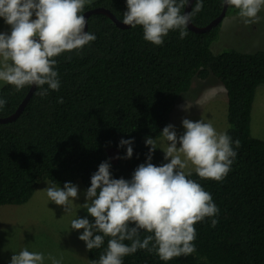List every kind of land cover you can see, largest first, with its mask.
I'll use <instances>...</instances> for the list:
<instances>
[{
  "label": "trees",
  "instance_id": "trees-1",
  "mask_svg": "<svg viewBox=\"0 0 264 264\" xmlns=\"http://www.w3.org/2000/svg\"><path fill=\"white\" fill-rule=\"evenodd\" d=\"M202 2V11L194 12L196 0L189 10L194 12L191 24L198 28L223 8V0ZM96 7L107 9L119 22L127 11L126 0H95L82 14ZM230 12L238 10L227 6L225 15ZM219 25L201 34L187 29L183 39L178 30L170 31L161 46H154L143 39L140 26L120 29L103 14L90 15L86 31L95 41L79 54L56 58L59 91L42 98L35 87L18 117L0 123V207L25 204L45 181L61 188L80 183L87 190L92 174L106 160L112 178L131 180L146 161V138L162 137L178 97L193 78L211 76L226 93L225 132L240 147L233 143L237 155L222 182L201 179L195 172L188 178L211 194L218 214L194 226L195 253L164 262L155 252L137 250L123 264H264V141L250 134L255 92L264 85V51L213 55L210 45ZM29 89L17 92L3 84L0 99L7 103L0 118L13 114ZM60 98L63 103L57 102ZM121 139L134 141L130 159H123L127 146L118 147ZM151 163L164 164L158 149ZM212 219L218 221L215 227ZM147 235L141 230V239ZM107 242L106 237L99 249L87 250L88 264L98 262Z\"/></svg>",
  "mask_w": 264,
  "mask_h": 264
},
{
  "label": "clouds",
  "instance_id": "clouds-1",
  "mask_svg": "<svg viewBox=\"0 0 264 264\" xmlns=\"http://www.w3.org/2000/svg\"><path fill=\"white\" fill-rule=\"evenodd\" d=\"M93 2L0 0V19L10 27V32H0V83L17 92L35 86L42 98L49 91H59L56 58L63 53L79 54L96 39L93 33L85 31L87 20L82 14L85 6ZM223 3L238 10L245 25L258 24L262 19L258 14L264 10V0ZM185 6L186 0H126L123 24L133 29L140 26L146 42L161 46L170 31L178 30L180 38H185L194 12L203 10L202 0H196L194 12H182ZM57 102L63 103L62 98ZM6 103V99H0V109ZM182 127L184 132L179 137L173 125L163 128V148L156 139L146 138V161L135 169L131 180L112 178L111 164L107 160L102 162L91 176L83 205L74 204L79 199V189L70 182L63 188L51 184L44 189L49 200L65 213L80 207L94 219L90 223L87 218H75L70 224L72 230L83 229L79 240L87 250L99 249L108 238L105 252L93 264H123V258L137 250L155 252L164 262L196 252L194 226L215 217L219 210L211 194L189 179L192 172L186 173L185 169L191 166L199 178L222 182L237 155L233 143L239 148L240 141L233 142L226 132H217L212 123L203 120L183 119ZM133 142H119L118 147L127 146L123 159L132 157ZM158 147L168 161L161 166L151 163ZM217 223L216 219L211 220L212 227ZM141 230L149 235L141 239ZM46 259L50 264H62L63 256L45 257L42 252L24 248L11 256L10 264H45Z\"/></svg>",
  "mask_w": 264,
  "mask_h": 264
},
{
  "label": "rangeland",
  "instance_id": "rangeland-1",
  "mask_svg": "<svg viewBox=\"0 0 264 264\" xmlns=\"http://www.w3.org/2000/svg\"><path fill=\"white\" fill-rule=\"evenodd\" d=\"M258 15L262 19L253 25H245L238 13L225 15L220 22L217 39L210 45L212 54L217 55L225 50L241 53L264 51V10ZM0 32H10V27L3 19H0ZM2 85L0 83V87ZM226 115V93L215 78H193L188 91L178 97L170 115V124L174 126L178 137L184 132L183 119L210 122L217 132H225L228 128ZM250 134L264 141V85H260L255 92ZM156 141L160 148L166 146L163 137ZM159 147L157 149L164 160V153ZM167 162L164 160V163ZM185 171L194 172L191 166ZM48 185L51 184L42 182L23 205L0 207V264H10L11 256L24 248L42 252L45 257L52 255L60 258L62 255V264H88L86 245L79 240L83 229L72 230L70 224L75 218H87L90 223L94 219L80 207H73L70 213H65L62 207L47 197L44 189ZM75 185L79 189V199L74 204L83 205L86 190L80 183ZM45 264H50V261L46 259Z\"/></svg>",
  "mask_w": 264,
  "mask_h": 264
},
{
  "label": "water",
  "instance_id": "water-1",
  "mask_svg": "<svg viewBox=\"0 0 264 264\" xmlns=\"http://www.w3.org/2000/svg\"><path fill=\"white\" fill-rule=\"evenodd\" d=\"M192 1L193 0H188L187 1L185 9H184V11L186 13L189 12L190 5H191ZM226 8H227V6H225L224 3H223V8H222V11H221L220 15L216 19L211 21L205 27L198 28V27L193 26L191 24V22H190V24L187 26V29H189L190 31H192L194 33H197V34L208 32L209 30H211L212 28H214L215 26L220 24V22L222 21V19L225 16ZM93 14H103V15H105L117 28L126 29V28L129 27V26L124 25L123 22H119L118 20H116V18L107 9H104V8L96 7V8H93V9H90V10L86 11L83 15L85 16V19L87 20V18L90 15H93ZM85 31H86V28H85ZM34 89H35V86H30V89L28 90V93L26 94V96L24 97V99L22 100L20 105L17 107L15 112L13 114H11L10 116H7L5 118H0V123L1 124L12 122L13 120H15L18 117V115L22 112L24 106L26 105L27 101L31 97Z\"/></svg>",
  "mask_w": 264,
  "mask_h": 264
}]
</instances>
